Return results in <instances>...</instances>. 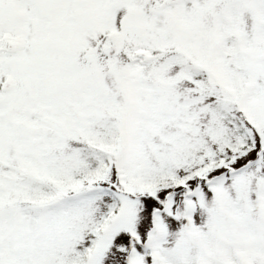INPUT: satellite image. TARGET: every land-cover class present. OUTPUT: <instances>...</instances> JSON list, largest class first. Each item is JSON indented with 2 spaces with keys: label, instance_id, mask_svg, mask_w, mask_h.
Returning <instances> with one entry per match:
<instances>
[{
  "label": "snow or ice",
  "instance_id": "snow-or-ice-1",
  "mask_svg": "<svg viewBox=\"0 0 264 264\" xmlns=\"http://www.w3.org/2000/svg\"><path fill=\"white\" fill-rule=\"evenodd\" d=\"M0 264H264V0H0Z\"/></svg>",
  "mask_w": 264,
  "mask_h": 264
}]
</instances>
